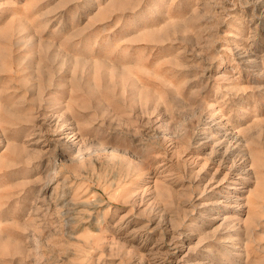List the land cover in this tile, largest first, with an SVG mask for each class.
I'll return each instance as SVG.
<instances>
[{"label":"rangeland","instance_id":"374dc122","mask_svg":"<svg viewBox=\"0 0 264 264\" xmlns=\"http://www.w3.org/2000/svg\"><path fill=\"white\" fill-rule=\"evenodd\" d=\"M0 264H264V0H0Z\"/></svg>","mask_w":264,"mask_h":264},{"label":"bare ground","instance_id":"6f19581e","mask_svg":"<svg viewBox=\"0 0 264 264\" xmlns=\"http://www.w3.org/2000/svg\"><path fill=\"white\" fill-rule=\"evenodd\" d=\"M230 134H231V133H230ZM226 135H227V134H226ZM208 137H209V135H208ZM237 139H238V138H237ZM231 146H232V145H231ZM219 151H220V150H219ZM228 151H229V150H228ZM223 152H224V151H223ZM225 152H226V151H225ZM54 157H55V156H54ZM223 157H224V156H223ZM51 159H52V158H51ZM227 159H228V158H227ZM53 160H54V159H53ZM53 160H52V161H53ZM225 160H226V159H225ZM236 161H237V160H236ZM248 174H249V173H248ZM248 174H247V175H248ZM245 175H246V174H245Z\"/></svg>","mask_w":264,"mask_h":264}]
</instances>
